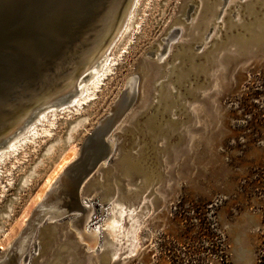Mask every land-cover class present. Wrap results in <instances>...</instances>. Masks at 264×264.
<instances>
[{"label":"rangeland","instance_id":"rangeland-1","mask_svg":"<svg viewBox=\"0 0 264 264\" xmlns=\"http://www.w3.org/2000/svg\"><path fill=\"white\" fill-rule=\"evenodd\" d=\"M197 2L144 0L132 34L113 58L118 59L127 49L126 54L115 74L105 82L107 86L98 93L97 100L81 114L58 115L57 120H64L53 131L49 127L53 124L52 118H49L45 128H38L37 140L30 139L18 156H9L11 160L1 168L0 178V262L24 230L33 210L52 191L56 179L78 158L90 132L110 114L125 87L131 92L132 77L137 75L139 98L114 132L113 158L82 196L84 205L94 210L88 226L101 228L99 244L89 251L86 243L78 242V230L72 229L70 222L79 214L55 223L59 225L58 236L62 240L57 239L54 246L51 245L56 232L45 222L35 231L29 264H106L100 257L107 242L103 225L112 216L113 201L136 208L138 213L147 202L141 215L149 211L136 237L135 254L120 264H261L264 258V37L248 44L244 39L251 31L248 26L251 17L264 19V0H229L221 24L214 22L215 15L205 11L202 15L194 14V11L189 24L184 19ZM221 5L219 0L216 10ZM212 24L210 40L219 29L210 47L205 46L206 56L215 60L209 73L212 82L198 92L203 99L187 100L195 119L184 118L178 131L173 133L182 131L186 139L180 143L161 140L167 144L157 159L165 168L154 175V170H149L143 160L145 144L133 133L132 125L137 121L132 115L144 112L151 96L156 94V84L164 81L165 68L176 65L179 60L175 59L174 52L159 66L150 54H160L163 40L174 29H183L185 33L178 42L197 36L200 43ZM252 28L260 32L264 21L254 23ZM235 30L241 33L237 37ZM226 52L233 53L225 58ZM218 60L221 61L218 63ZM166 85L171 86L173 82ZM67 120H71L70 125ZM162 126L169 129L168 124ZM148 128L149 125H142L140 131ZM128 145L134 146L131 151H138L133 159L142 164V170L154 181L147 184L146 176L140 171L121 165L125 156L134 153L127 150ZM117 163L121 165L122 175L109 186ZM129 173L137 177L133 183ZM119 186H124L123 191ZM71 192V181L63 177L62 193L70 195ZM85 197L88 202H84ZM70 204L76 205L73 200ZM109 234L114 240L115 236ZM121 258H129L127 252ZM22 263L23 258L19 264Z\"/></svg>","mask_w":264,"mask_h":264},{"label":"water","instance_id":"water-1","mask_svg":"<svg viewBox=\"0 0 264 264\" xmlns=\"http://www.w3.org/2000/svg\"><path fill=\"white\" fill-rule=\"evenodd\" d=\"M218 1L198 0L196 7L192 6L188 11L184 21L190 24L194 14L200 12L202 15L205 11L208 15H215L214 22L221 24L229 0H221L222 5L216 10ZM132 2L133 0H0V148L6 144L11 134L20 131L44 106L50 104L58 108L74 94L77 82L84 77L87 66L113 38L117 25L125 19ZM235 15L236 13L232 16ZM263 21L259 16L251 17L248 22L251 31L245 36L244 42L248 44L254 39L257 42L264 37V29L259 32L252 28L254 23L262 24ZM237 22L238 20L235 21L236 24ZM213 30L212 24L199 43L197 36L189 41L178 42L185 33L183 29H174L163 40L160 54H150L151 58L155 56L154 62L159 66L164 65L174 52L175 59L179 60L176 65L165 68V76L162 77L164 81L156 84V94L151 96L144 112L131 114L137 121L132 125L133 133L139 135V140L145 144L143 160L145 165H149V170H154V175L165 168L162 161L157 159L167 144V141L161 140L182 142L185 138L182 131L176 135L173 133L178 131L177 127L183 120L188 117L190 120L195 119L194 110L187 105V100L203 99L198 92L212 82L213 78L209 73L215 60L206 56L205 46L210 47L217 37L219 29L210 40ZM234 34L237 37L241 33L237 34L236 31ZM172 42L173 52H168ZM232 53L226 52L223 57H229ZM242 53L245 55V51L242 50ZM170 81L173 85H166ZM130 85L131 92L125 87L110 114L99 121L83 142L78 158L64 169L54 182L53 190L47 192L33 210L24 230L13 242L8 254L4 255V260L9 258L11 264H19L23 258L22 264H29V249L35 231L45 222L51 231L56 232L51 246L62 240L58 236L60 230L56 222L80 214L70 224L82 229L88 212L82 196L113 158L116 142L114 132L139 98V76H133ZM62 109L64 108L59 109V112ZM70 123L71 120H67V124ZM164 124H168L169 129L165 130L162 126ZM142 125H149V128L141 132ZM133 148L134 146L128 145L127 150L131 151ZM136 156L137 150L131 156H125L121 165H128L134 172L140 171L143 177L146 176L147 184L154 181L152 176L149 177L142 170V164L133 159ZM121 165L115 164L113 174L112 171L109 172V176L114 177L109 186L122 175ZM129 174L132 183L137 180L134 173ZM63 177L71 181L70 195L62 193ZM119 188L123 191L124 186ZM72 200L75 206L70 204ZM11 201L16 202V199ZM84 202H88V198L85 197ZM22 247L24 251L21 252ZM100 257L106 264H120V261H112L108 250L100 254Z\"/></svg>","mask_w":264,"mask_h":264},{"label":"bare ground","instance_id":"bare-ground-1","mask_svg":"<svg viewBox=\"0 0 264 264\" xmlns=\"http://www.w3.org/2000/svg\"><path fill=\"white\" fill-rule=\"evenodd\" d=\"M143 1L144 0H133L132 6L126 14L125 19L123 20V22L117 25L118 28L116 27L113 38L109 40L105 46L102 47L99 54L95 57V60L87 66L86 72L83 74L84 77L77 82L75 92H73L74 94L58 108L50 106V104L44 106L45 108L43 107L42 110L37 112L36 116L34 115L32 120L28 122V124H25L20 131L11 134L10 138L6 140V144L0 148V178L2 177L1 168L4 166L5 162L10 159L9 156H18L20 149H22V147H26L29 144L30 139L37 140L39 138L37 136L38 128H45L48 125L49 118H52L51 120L53 124L49 127L53 131L55 130L57 123L64 120H57L58 115L64 116L63 113H65V115H71V113L76 114L77 112L80 113L85 107H88L90 104H92V102L97 100L98 93L100 92V90H102L103 87L107 86L105 82L115 74L116 68L126 54L127 49L122 53V56L118 57V59L113 58L114 54L119 51L120 46L124 44L126 38H128L130 34H132V31L134 29L133 26L137 22V18L140 13ZM140 28L141 27L139 26L137 30H139ZM136 35L137 34L133 36L135 37ZM171 51L172 45L168 47V52ZM69 107H71V109H69ZM61 108L64 109L59 112V109ZM146 205L147 202H145L144 206L141 208V211L138 213L136 208L131 209L133 207H125L124 205L113 201L112 216L109 217L103 225V230H105V233L107 235V242L104 251L108 250L109 257L112 259V261H120V263H123L129 260L131 256L135 254V250L137 247L136 237L138 231L142 224L147 220L149 215V211H146L143 215H141ZM86 207H88V212L86 214V222L82 229L76 225L71 226V228L78 230V242L86 243L87 250L93 251L99 244L98 242L101 235V228L95 227L94 229H91L88 226L91 222L94 210L92 206ZM126 225L128 226V229H126ZM109 233H112V235L115 236L114 240L111 239V235ZM125 243L127 244L126 247H124ZM12 246L13 243L10 244L11 248ZM20 251H24V247H22ZM120 251H124V253L120 254ZM126 252L129 258L122 259L121 256ZM10 262V259L7 258L3 260L2 264H11Z\"/></svg>","mask_w":264,"mask_h":264},{"label":"trees","instance_id":"trees-1","mask_svg":"<svg viewBox=\"0 0 264 264\" xmlns=\"http://www.w3.org/2000/svg\"><path fill=\"white\" fill-rule=\"evenodd\" d=\"M261 264H264V258H263V260H262Z\"/></svg>","mask_w":264,"mask_h":264}]
</instances>
